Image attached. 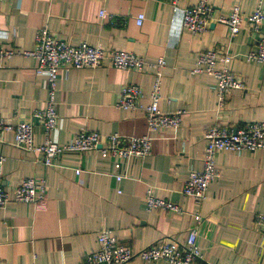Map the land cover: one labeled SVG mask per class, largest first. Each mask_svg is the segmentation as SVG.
<instances>
[{
    "label": "crops",
    "instance_id": "crops-1",
    "mask_svg": "<svg viewBox=\"0 0 264 264\" xmlns=\"http://www.w3.org/2000/svg\"><path fill=\"white\" fill-rule=\"evenodd\" d=\"M207 1L214 18L234 8L247 17L257 5L264 14V0ZM196 2L185 0L174 10L170 0H0L3 48L31 51L37 30L47 27L69 45L127 51L148 64L141 72L115 69L108 61L96 69L67 70L56 84L54 142L67 144L81 132H96L102 142L112 134L124 140L146 135L145 113L121 111L116 104L121 89L132 84L141 89L143 106L148 105L155 76L149 65L160 58L166 64L160 71L159 110L183 112L178 129L151 135V154L145 158H114L92 150L64 153L46 167L42 154L20 149L12 134H3L4 187L10 191L36 178L46 182V194L35 205L12 202L0 210V264H84L86 254L97 249L101 230L136 251L158 241L183 244L196 230L202 254L196 264H264L255 218L264 214V150L216 154L219 177L205 199L195 204L182 194L189 171L202 169L204 134L210 127L264 122V67L247 60L264 37V19L259 33L244 22L231 37L225 26L212 22L193 36L181 26V10ZM139 14L144 15L140 27L135 23ZM211 50L225 52L231 58L228 70L244 83L242 91H231L223 100L213 77L191 73L197 54ZM36 67L35 59L18 54L0 59V115L13 125L31 123L34 144L40 146L45 135L34 114L44 109L47 91ZM147 188L181 213L146 211ZM128 264L167 263L134 259Z\"/></svg>",
    "mask_w": 264,
    "mask_h": 264
},
{
    "label": "built area",
    "instance_id": "built-area-1",
    "mask_svg": "<svg viewBox=\"0 0 264 264\" xmlns=\"http://www.w3.org/2000/svg\"><path fill=\"white\" fill-rule=\"evenodd\" d=\"M185 0H170L174 10L178 4ZM182 11L181 26L191 35L203 34L212 22L225 26L229 36H236L241 25L247 22L253 33H259L263 24L264 14L257 5L247 17H243L238 8H234L226 16L213 17V8L207 0H197L196 4ZM105 17V13L99 14ZM144 15L139 14L135 23L140 27ZM33 58L37 62L36 75L46 80L47 100L43 110L34 114L40 120V126L45 140L40 146L34 144V127L29 122L16 125L10 124L0 115V138L5 133L14 137L17 147L26 152L42 154V162L50 167L58 156L64 153H87L100 150L102 153L114 158H145L151 154V135L162 129H178L181 124L183 112L172 115L159 110L161 69L165 60L160 58L155 64L149 66L155 70L154 82L149 94V103L143 106V93L137 85L124 86L119 94L116 107L121 111H143L147 122V134L141 137H131L126 140L112 134L103 142L96 132H81L75 135L67 144L60 145L50 138L56 130L58 116L55 108V93L57 80L69 69H96L102 62L108 61L118 70L128 72H141L148 67L144 58L131 52L115 50L106 52L99 46L81 43L77 46L69 45L53 37L47 27L37 30L34 39V48L31 51L16 52L0 46V59L9 60L14 55ZM248 61H255L264 67V37L261 38L255 52H250ZM231 58L221 51H203L197 54L193 75H206L213 77L217 84V94L223 100L231 91H242L244 83L241 78L230 72L227 65ZM205 150L202 156V169L190 170L182 189V194L195 204L204 199L209 185L219 177L214 159L216 154L229 152L242 154L254 153L264 150V122L247 123L240 128L210 127L204 134ZM101 146V147H99ZM5 158L0 155V210H4L10 203L37 204L44 199L46 182L41 179L29 178L21 181L12 190L3 185V165ZM80 171L77 170L78 174ZM120 180V177L117 179ZM146 211L160 210L168 213L180 214L181 209L176 204L156 198L152 188H147L145 194ZM256 222L260 226V236L264 241V214L256 215ZM201 218L197 216V222ZM198 232L192 230L186 241L181 244L174 241H158L141 250H133L121 244L108 230H101L97 235V249L86 254L84 264H128L134 259L147 263L164 261L167 264H196L202 260V254L197 242Z\"/></svg>",
    "mask_w": 264,
    "mask_h": 264
},
{
    "label": "water",
    "instance_id": "water-1",
    "mask_svg": "<svg viewBox=\"0 0 264 264\" xmlns=\"http://www.w3.org/2000/svg\"><path fill=\"white\" fill-rule=\"evenodd\" d=\"M99 147H101V146H99Z\"/></svg>",
    "mask_w": 264,
    "mask_h": 264
}]
</instances>
